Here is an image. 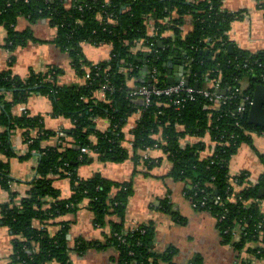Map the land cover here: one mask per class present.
Here are the masks:
<instances>
[{
  "label": "trees",
  "instance_id": "obj_1",
  "mask_svg": "<svg viewBox=\"0 0 264 264\" xmlns=\"http://www.w3.org/2000/svg\"><path fill=\"white\" fill-rule=\"evenodd\" d=\"M256 2L264 11V0ZM20 18L31 24L47 20L56 29L53 42L69 55L83 84L61 85L64 70L58 67H48L45 72L30 70L26 77L12 72L14 52L35 39L30 30H18ZM242 18L240 12L227 11L224 0H0V26L7 31L4 47L12 53L8 69L0 72V127L4 128L0 132V188L10 191L8 161L17 155L13 130L21 131L27 147L23 158L39 156L37 175L26 196L19 198V193L10 191V201L0 204L2 225L13 236L12 264H73V253L83 256L91 249L108 248L117 250V264H160V260L176 264L174 250L161 257L153 251V224L126 229L131 181H112L101 173L80 177L79 168L94 160L91 152L103 162L130 159L136 167L145 165L150 171L167 160L171 167L168 176L186 184L184 195L197 204L196 210L216 218L222 244L234 248L239 263L264 264V214L260 208L264 175L256 185L244 186L247 173L230 174L231 160L239 149L251 144L254 135H264L263 127L249 122L251 107L243 116L236 113L242 101L246 97L253 101L255 88L264 85V50L230 49L232 25ZM187 23L191 28L185 32ZM83 44L109 46L110 58L89 61ZM170 61L186 63L191 85L198 84L200 89L213 90V82L221 80V89L239 91L227 93L230 99L219 110H204L207 100L201 96L182 109L165 97L142 106L133 91L152 85L149 80L160 87L169 85L162 74ZM35 93L51 98L52 115L72 122L70 131H61L64 137L46 129L40 117L28 112L13 116L12 110ZM99 119L109 120L110 128L98 129ZM130 125L133 127L127 131ZM53 138L59 139L57 145L44 146ZM153 149H159L163 157L144 156ZM56 177L70 179L69 198L61 197L54 185ZM18 198L19 204H15ZM85 200L96 227L110 225L104 241L69 238L71 223L61 219L78 212ZM161 209L181 222L169 202ZM112 216L118 220L108 222ZM50 225L59 226L53 236L48 232ZM190 264L202 262L199 258Z\"/></svg>",
  "mask_w": 264,
  "mask_h": 264
},
{
  "label": "crops",
  "instance_id": "obj_2",
  "mask_svg": "<svg viewBox=\"0 0 264 264\" xmlns=\"http://www.w3.org/2000/svg\"><path fill=\"white\" fill-rule=\"evenodd\" d=\"M224 8L229 12L243 14L241 20L233 23L230 31L235 47L251 52L264 50V11L260 9L256 0H224ZM17 28L19 31L30 30L35 39L30 40L26 47L18 48L14 52L15 62L12 72L15 75L26 77L30 70L45 72L48 67H58L64 70L60 78L61 85L72 86L84 83V79L78 77L72 68L69 55L55 46L53 41L56 29L51 28L47 20L31 24L28 19L20 18ZM190 28L187 23L185 32ZM6 38V29L0 26V72L8 69L9 59L12 56V53L4 47ZM82 47L85 57L91 62L97 63L110 58L111 49L107 45L83 44ZM101 97L103 98V95ZM10 98L11 96L8 95V100ZM23 109H26L31 116L40 117L46 129L61 132L70 131L72 128L69 119L52 115L53 102L47 96L32 94L26 104L12 110L13 116L23 114ZM2 111L3 106H0V114ZM133 125L127 127V131L131 130ZM110 126L111 123L107 119L97 120V127L100 130L105 131ZM3 130L4 128L0 127V132ZM93 139L96 140L94 137ZM58 141V138H53L44 146H55ZM12 143L17 155L8 161L12 177L10 191L19 193V198H22L26 196L31 183L36 178L39 156L35 153L30 158H23L27 153V147L19 130L12 131ZM90 155L94 160L91 164L79 168L80 177L90 178L96 173H101L112 181L132 182L133 194L126 207L125 227L127 230H132L141 225L153 224L156 229L153 251L160 255L159 257L174 250L176 253L172 256V260L176 264H190L191 261L199 258L202 264H239L238 254L234 248L222 244L216 218L208 212L196 210L184 195L186 184L176 182L168 176L171 167L167 160L150 171L145 165L136 167L130 159L122 163H113L101 161L96 153L91 152ZM144 156L159 159L163 157V153L159 149H153ZM244 172L249 176L244 186L250 183L256 185L264 175V135H254L253 142L243 145L233 156L230 174L235 177ZM56 179L54 185L60 191L61 197L69 198L72 194L70 179L58 177ZM10 191L0 188V204L10 201ZM262 191L260 208L264 214V189ZM19 198L15 204H19ZM164 202L173 205L184 221L182 219L181 222L175 221L172 216L164 213L161 209ZM79 207L78 212L61 219L71 223L70 240L82 237L87 240L104 241V235L111 230L109 223L104 229L96 227L87 200ZM117 220L115 216L107 218L108 222ZM36 225L39 226V223ZM47 228L52 236L59 231L57 225H50ZM239 238L240 235L237 234L236 240ZM12 241L13 236L9 229L2 225L0 215V264H12L10 259L13 250ZM246 255L247 253H244V256ZM117 257L118 252L114 248L104 251L91 249L83 256L72 254L73 264H117L115 262ZM160 264L168 263L160 260Z\"/></svg>",
  "mask_w": 264,
  "mask_h": 264
},
{
  "label": "built area",
  "instance_id": "obj_3",
  "mask_svg": "<svg viewBox=\"0 0 264 264\" xmlns=\"http://www.w3.org/2000/svg\"><path fill=\"white\" fill-rule=\"evenodd\" d=\"M150 53L148 55H150ZM172 63L176 65L175 62ZM168 64L166 70L167 72L169 69ZM177 65H185L187 68L186 63H179ZM157 73V69L152 70V74L154 76H156ZM211 87H213V90L200 88L196 89L195 85H191V83L187 86L182 79L174 83L173 85H167L164 87H160L159 85L153 83L150 86L140 87L133 91L132 96L136 99H143L146 106L150 105L153 98H169L171 99L172 104L177 109L184 108L186 104L196 101L197 97L201 96L207 100V104L204 106V110H219L220 107L222 105H226L230 99L229 96L227 97V93L229 94L230 92L233 95V92L239 91V89L232 90L231 88L221 89V80L214 81ZM104 88L107 89V87ZM252 105L253 101L249 97H246L238 106L236 110L237 115L243 116L245 113H247L248 108L252 107ZM23 113H27L26 109H23ZM59 137H64V133L60 132ZM82 151L83 153H86L88 150L84 148ZM218 201L219 200H216L217 203ZM192 206L195 209L197 208V204H192Z\"/></svg>",
  "mask_w": 264,
  "mask_h": 264
},
{
  "label": "water",
  "instance_id": "obj_4",
  "mask_svg": "<svg viewBox=\"0 0 264 264\" xmlns=\"http://www.w3.org/2000/svg\"><path fill=\"white\" fill-rule=\"evenodd\" d=\"M160 46H163L162 42L159 43ZM234 44L230 45V49L234 50ZM148 57V55H147ZM168 72L163 75L164 78H167L169 85H173L179 80H184L185 84L190 85L191 81V70L187 69L185 65H174L172 62L168 64ZM149 83L152 84V80H149ZM198 84H195V88L198 89ZM138 103L142 106L145 105L143 99H139ZM249 122L258 127L264 128V85H259L254 90L253 95V105L249 113ZM263 191L261 190V193Z\"/></svg>",
  "mask_w": 264,
  "mask_h": 264
},
{
  "label": "flooded vegetation",
  "instance_id": "obj_5",
  "mask_svg": "<svg viewBox=\"0 0 264 264\" xmlns=\"http://www.w3.org/2000/svg\"><path fill=\"white\" fill-rule=\"evenodd\" d=\"M175 63H176V65L179 64V62H175ZM166 73H167V71H166L164 74H166ZM164 74H162V75H164ZM166 79H167V78H166Z\"/></svg>",
  "mask_w": 264,
  "mask_h": 264
},
{
  "label": "rangeland",
  "instance_id": "obj_6",
  "mask_svg": "<svg viewBox=\"0 0 264 264\" xmlns=\"http://www.w3.org/2000/svg\"><path fill=\"white\" fill-rule=\"evenodd\" d=\"M240 264V263H239Z\"/></svg>",
  "mask_w": 264,
  "mask_h": 264
}]
</instances>
